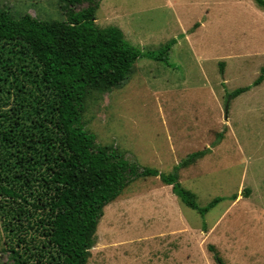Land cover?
Returning a JSON list of instances; mask_svg holds the SVG:
<instances>
[{"label": "rangeland", "instance_id": "obj_1", "mask_svg": "<svg viewBox=\"0 0 264 264\" xmlns=\"http://www.w3.org/2000/svg\"><path fill=\"white\" fill-rule=\"evenodd\" d=\"M0 9L64 18L59 0H0ZM95 23L118 27L142 53L176 42L166 62L141 57L121 87L87 95L84 129L164 175L203 152L179 182L212 206L201 216L158 177L134 178L104 207L88 264H218L215 254L264 264V79L252 85L264 68V10L254 0H100Z\"/></svg>", "mask_w": 264, "mask_h": 264}, {"label": "trees", "instance_id": "obj_2", "mask_svg": "<svg viewBox=\"0 0 264 264\" xmlns=\"http://www.w3.org/2000/svg\"><path fill=\"white\" fill-rule=\"evenodd\" d=\"M254 1L264 10V0ZM59 2L63 19L13 17L0 9V223L6 264H88L104 207L134 178L158 177L201 216L212 206L200 207L179 182L180 170L203 152L164 175L99 144L81 120L87 95L121 87L141 57L166 62L176 40L156 54L142 53L118 27L96 25L100 0ZM82 3L87 6L76 11ZM261 71L253 86L264 79Z\"/></svg>", "mask_w": 264, "mask_h": 264}]
</instances>
